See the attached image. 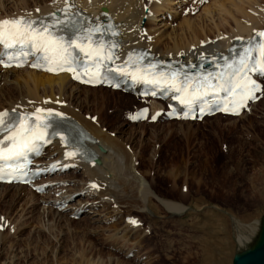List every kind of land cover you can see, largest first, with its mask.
Returning <instances> with one entry per match:
<instances>
[{
  "label": "rangeland",
  "instance_id": "1",
  "mask_svg": "<svg viewBox=\"0 0 264 264\" xmlns=\"http://www.w3.org/2000/svg\"><path fill=\"white\" fill-rule=\"evenodd\" d=\"M7 4L12 6L13 3L9 1ZM195 14L196 10L185 16L192 18ZM182 16L170 28L185 17ZM0 75L3 76L2 73ZM10 79L17 80L14 76ZM3 87L4 82H0V88ZM20 89L21 87L13 88L16 97L19 96L17 90ZM84 91L81 93L87 95ZM101 93L112 104L106 109L108 114L103 113L106 126L102 131L109 133L111 138L119 137L126 144V151L133 154L132 170L149 187L152 193L149 200L156 213L153 212L155 209L142 213L133 208L125 209L116 205L121 212L113 215L114 208L110 206L112 204L90 201L78 219H73L70 217V207L78 199L82 202L92 199L84 193L70 203L72 205L69 211L62 212L60 218L56 213L52 215V202L48 205L47 195L48 198L42 199L37 195L34 199V195L32 198L22 196L11 209L10 199L14 190L9 189L7 196H2L3 200L0 201V215L5 218L6 214L9 215V226L5 225L0 229V234L6 239V244L2 246L0 243V264H110L106 260L110 253L125 264H220L221 258L224 260L222 264H232L235 255L251 248L257 239L264 216V98L247 114L237 118L219 116L206 119L202 123L159 121L156 124H132L127 115L140 107L141 103L137 100L136 103L134 101L135 105L130 104L133 96H121L125 95L121 92L112 94L105 88L91 90L88 95L95 94L99 97ZM24 101L28 102L29 99ZM119 103L122 104L120 107ZM78 110L79 107L75 109V113L83 115L88 111L89 117L101 111L91 101L85 112ZM80 170L76 173L71 171L59 179L71 181L68 189H80L86 178ZM122 178L114 183L116 189L122 186L120 189L125 190V193L137 190L134 186L136 183L130 176L125 175ZM130 186H133L132 189H129ZM153 196L179 203L186 209L181 216H173ZM128 201L130 205H138L136 197ZM128 201L123 198V203L120 204L128 206ZM31 204H34L32 208ZM203 214H207L204 217L208 223L204 226L206 233L191 228L195 221L203 218ZM126 215L135 217L140 224L137 235L135 232H121L125 228L121 224V218L124 220ZM112 216L114 217L111 218ZM219 216L222 217L221 220ZM199 224L197 227H202L203 223ZM110 225L111 228L118 227L115 228L116 233ZM253 229L255 232L251 241L240 245L238 236H247ZM109 235L114 238L126 235L125 239L127 238L129 244L131 241H134L133 244L141 242L135 248L138 249L140 262H136L135 258L125 259L124 254L109 250L106 245ZM113 243L111 241L110 245ZM128 243L119 241L113 245L125 248ZM202 247L207 250L203 251ZM128 250L132 249H125V252ZM97 251L102 254L99 255ZM11 255H16L12 261Z\"/></svg>",
  "mask_w": 264,
  "mask_h": 264
},
{
  "label": "bare ground",
  "instance_id": "2",
  "mask_svg": "<svg viewBox=\"0 0 264 264\" xmlns=\"http://www.w3.org/2000/svg\"><path fill=\"white\" fill-rule=\"evenodd\" d=\"M9 1L13 3L12 6H9V4H7V2ZM159 1L160 4L156 3L155 0H149L147 2L145 0H143L142 2H138V0H77L80 7L87 12H95L101 10L102 6L105 7L107 12H110L113 15L115 21L121 22L124 25L122 33V37L124 39V52L130 50L132 46H142L147 48L155 56L161 57L162 59L169 58L170 56H172L173 58H189L201 53L210 52L213 54L218 50L225 53L229 50V48L233 44V40L236 37L250 38L254 34V31H264V0H209L208 3L203 7H198L195 17L191 18L189 16H185L172 28H170V26L173 23H167L164 19V16H166L167 12L175 16L176 18L180 16L178 8L181 7L182 3L179 0ZM143 5H146V7L148 8L147 13H144ZM55 6H58V4H55L52 0H0V19L4 17L23 15L36 17L51 11ZM138 26H143L146 28L147 35L148 37H150V40H148V38H145L143 40L142 37L137 34ZM191 46L194 47L193 50H191ZM0 73H2L3 75H0V82H4V87L0 88V110L8 109L16 110L19 112H30L38 107L41 109L52 108L60 110L63 111V113L75 118L84 127H86V129L94 136V138L98 142L92 147L99 154V164H83L78 160H73V162L77 164L78 169L82 170V176L86 177L83 180L82 188L68 189V191H66V186H63L62 188L58 187V189L55 190V193H57L59 190L62 191L61 194L63 195L59 196V198L57 199L62 202H67V199L71 195L79 196L81 191H84V193L87 194V197H92L91 200L87 199L84 202L78 199V201L73 204L72 207H70L72 208L70 215L86 209L87 203H89L90 201H97V203L102 204H112L110 206L114 208V212L112 213L113 215H117L119 214L118 212H121L120 208L116 205H120V207L122 206L125 209L133 208L134 210H139V212L142 213L150 212V209H155V207L149 200L152 198V193L148 189L149 187L145 184V181L141 177H138V174H135V170H132L133 167L131 165L134 161L133 154L126 151V144H123V141L121 139H118L119 137L111 138L109 133H104L102 131L103 127L106 126L103 115L108 114L106 109L112 104H110L107 96L103 93H101L99 97L95 94H93L92 96L88 95L89 91H95L97 89L100 90V88H89L76 85L69 80V76L64 74L51 76L44 73L29 71L26 69H0ZM12 76L16 77L17 80L10 79V77ZM18 87H21V91H16L19 95L18 97H16L14 93L15 91L13 92V88L18 89ZM82 90H85L87 95H83L81 93ZM111 92L112 94L119 93L117 91ZM121 96H129V94ZM26 98L29 99L28 102L24 101V99ZM45 100H48L49 103H45ZM90 101L94 105L98 106L99 110H101L97 113H94L95 115H92V117L96 118L95 122H92L89 118H87V116L89 115L88 111H86L84 115L83 113L79 112L75 113V109L77 107H79L78 111L83 110L85 112V108L89 105ZM134 101L135 103L138 102L135 99L131 98L130 104L133 103V105H135ZM37 102H39L38 105L36 104ZM112 102L115 104L114 100H112ZM59 103H63L64 106H58ZM121 105L122 104L119 103L118 107H120ZM155 106V104H151V107L153 109L155 108ZM219 116L222 115H216L214 117L219 118ZM115 130L117 131L118 129L115 128ZM44 158L45 159L40 160V162L43 161L42 164H48L50 162L57 161L66 162L68 160V158L62 153L61 145L58 143L52 145L47 150ZM125 175H128V177L130 176L134 180V182L136 183V185L134 184V186H136L137 190L125 193V190L120 189L122 188V186L120 187V185L117 186L118 188H120L116 189L114 183H118V180ZM92 180L97 181L99 185L98 189H94L93 187L89 186V182ZM68 182L71 181L68 180ZM75 183L76 182H74V184ZM73 186L74 185H72L71 187L73 188ZM131 187L133 186H130L129 189ZM9 189L14 190L10 199L11 209L16 205V202L22 196L31 197L32 195H34V197L32 196L33 199L36 198L35 194L27 190L25 186L0 185V201L3 200L2 196L6 195ZM77 190H80V192ZM94 197L95 199H93ZM135 197L137 198L138 205H130V202L128 200ZM123 198L125 199V201L129 202L130 206L128 205V203V206L121 205L123 203ZM155 198L159 201L160 206L173 216L182 214L186 209L185 206L179 203L166 201L161 198L158 199L157 197ZM182 198L184 197L182 196ZM27 201H25V204H27ZM44 204L45 202H43V205ZM32 206H34V204H31V208ZM53 206L54 204L52 205V207ZM52 210L53 216L54 213H56L58 216H60V218L62 217V214L58 212V210ZM153 212L156 213V209ZM161 214L163 215L162 212ZM206 215L203 214V218H200L199 221H195V224L191 225V228L196 229V231L198 230V232L200 233H204V226H207V218L204 220V217ZM6 216L7 217L5 218L0 215V225H2L3 227H5L4 225L9 222V215L6 214ZM215 217H218V215L215 214ZM125 218L129 219L127 222L124 221L125 228L123 227L124 229H122L121 232H135V234L137 235V231L140 228V224L137 222V219L135 217H129V215H126ZM196 218L198 219L199 215ZM196 218H194V220ZM220 218L222 217L219 216V219ZM121 219L122 224L123 218ZM216 220L214 219V221ZM131 221H135L136 223L134 224ZM200 222L203 223L202 227H197L200 226ZM115 228L111 229L116 233L117 229ZM254 232L255 229L251 230L250 234H248L247 236L239 235L237 239L238 243L240 245H244L251 241ZM111 235L113 236L112 233ZM125 236L126 235H121L120 238H114L110 236V238L108 239L110 243L111 241H113L114 243L120 241L126 244L128 243V241H126L127 238L125 239ZM5 240V237H2V235L0 234L1 245L6 244ZM128 245L129 243L127 244V246ZM204 245L205 244L203 243L202 246ZM113 246L116 247L115 245ZM204 248L202 249L203 251L207 250ZM96 253H98L99 255L102 254L100 251H97ZM113 255L114 254L111 253L107 254L108 259L106 260L110 264L111 262H113L114 264H125L123 261L116 258L115 255ZM205 255L203 257H205ZM11 256L12 257L10 258V261L16 258V255ZM222 259L223 258L219 259L220 264H222V261L224 262V260ZM202 263L204 264V262ZM99 264L103 263L100 262Z\"/></svg>",
  "mask_w": 264,
  "mask_h": 264
},
{
  "label": "snow or ice",
  "instance_id": "3",
  "mask_svg": "<svg viewBox=\"0 0 264 264\" xmlns=\"http://www.w3.org/2000/svg\"><path fill=\"white\" fill-rule=\"evenodd\" d=\"M54 23H59V21ZM53 26L44 24L43 21H40L39 26H37V21L24 18L0 20V45L6 49H20L17 56L27 55L28 53L25 50L28 49L33 52H42L43 60L48 65L47 71H69L73 74L74 79H81L75 67L77 58L73 53V50L77 49L95 64V70L88 73V80H82V82L96 83L104 78L100 69L108 67L104 61L111 59V56L104 55L103 44L93 41V34L100 33L103 29L100 27H89L86 35H77L66 42L63 37L54 35L53 31L50 30ZM257 35L264 37V32ZM84 40H87L88 43H83ZM93 44H97V46L93 47ZM259 52L261 57H264V44L261 45ZM15 58L17 57H12V59ZM250 58L251 53L246 49L240 59V66L236 69L237 73L244 74L241 78L232 81L231 87L227 89L232 96V100L222 109L226 112L231 111L234 114H238V109L244 107L248 100L257 98L255 93L260 91V89L249 79L246 71L250 67L253 70L255 69V66L249 65ZM125 63L128 65L135 64L136 71L128 73L127 69L121 68V74L130 75L134 82L168 87L181 93V96L177 97L181 103L191 104L200 98L201 95H207L206 91L201 93L200 89L203 85L189 91L190 88H193L190 83L178 84L175 73L170 77H166L163 73H145L139 68V61L133 60L131 56ZM257 63L259 64L260 62L258 61ZM5 66L8 65L6 64ZM33 67H37V65L34 64ZM260 70L264 71V64L260 65ZM111 71L115 72L116 69H111ZM153 95H155V92H153ZM201 111L203 112V108H201ZM5 116H7V113H0V131L8 133L3 140H0V173H3L5 166L10 167L12 162L25 157L27 152L38 151V142L45 140L47 135L49 124L46 121L52 116L59 117L62 114L59 112L53 113L51 110L45 112V110L37 108L31 116L19 117L18 123L6 122ZM132 118L136 119L138 117ZM29 121H34V123ZM60 138L62 141L65 139L63 135ZM67 155L71 156L73 153L69 152ZM0 179H3L2 175H0ZM92 187H96V185H92ZM131 222L136 223L135 221Z\"/></svg>",
  "mask_w": 264,
  "mask_h": 264
},
{
  "label": "water",
  "instance_id": "4",
  "mask_svg": "<svg viewBox=\"0 0 264 264\" xmlns=\"http://www.w3.org/2000/svg\"><path fill=\"white\" fill-rule=\"evenodd\" d=\"M232 264H264V216L254 244L248 250L235 255Z\"/></svg>",
  "mask_w": 264,
  "mask_h": 264
}]
</instances>
